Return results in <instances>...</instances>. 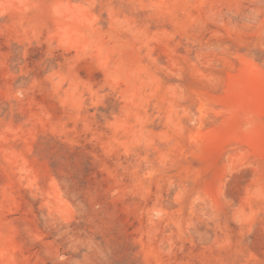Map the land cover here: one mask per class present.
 Listing matches in <instances>:
<instances>
[{
	"label": "rangeland",
	"instance_id": "obj_1",
	"mask_svg": "<svg viewBox=\"0 0 264 264\" xmlns=\"http://www.w3.org/2000/svg\"><path fill=\"white\" fill-rule=\"evenodd\" d=\"M0 264H264V0H0Z\"/></svg>",
	"mask_w": 264,
	"mask_h": 264
}]
</instances>
